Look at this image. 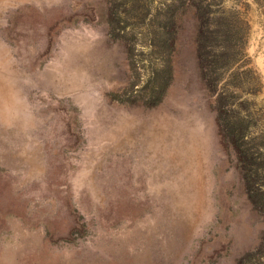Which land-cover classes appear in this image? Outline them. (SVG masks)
Here are the masks:
<instances>
[{
  "label": "rangeland",
  "instance_id": "374dc122",
  "mask_svg": "<svg viewBox=\"0 0 264 264\" xmlns=\"http://www.w3.org/2000/svg\"><path fill=\"white\" fill-rule=\"evenodd\" d=\"M0 264H264V0H0Z\"/></svg>",
  "mask_w": 264,
  "mask_h": 264
},
{
  "label": "trees",
  "instance_id": "16d2710c",
  "mask_svg": "<svg viewBox=\"0 0 264 264\" xmlns=\"http://www.w3.org/2000/svg\"><path fill=\"white\" fill-rule=\"evenodd\" d=\"M152 79H153V83L150 90V97L153 98V100H155L153 103H156L158 100H160V98L164 94L166 87L169 84L170 74H168L167 72V76H166V74H162V73L158 74V72L157 73L154 72L152 74Z\"/></svg>",
  "mask_w": 264,
  "mask_h": 264
}]
</instances>
